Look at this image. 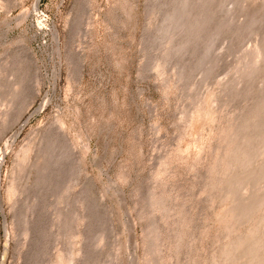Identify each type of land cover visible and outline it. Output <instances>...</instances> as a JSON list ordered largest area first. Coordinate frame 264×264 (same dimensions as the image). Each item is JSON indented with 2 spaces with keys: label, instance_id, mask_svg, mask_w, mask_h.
I'll return each mask as SVG.
<instances>
[{
  "label": "rangeland",
  "instance_id": "obj_1",
  "mask_svg": "<svg viewBox=\"0 0 264 264\" xmlns=\"http://www.w3.org/2000/svg\"><path fill=\"white\" fill-rule=\"evenodd\" d=\"M0 264H264V0H0Z\"/></svg>",
  "mask_w": 264,
  "mask_h": 264
}]
</instances>
